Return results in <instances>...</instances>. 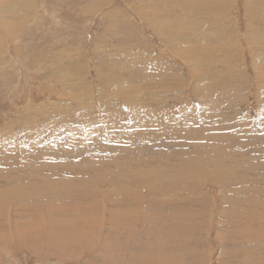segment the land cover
Returning a JSON list of instances; mask_svg holds the SVG:
<instances>
[{
  "label": "rangeland",
  "instance_id": "rangeland-1",
  "mask_svg": "<svg viewBox=\"0 0 264 264\" xmlns=\"http://www.w3.org/2000/svg\"><path fill=\"white\" fill-rule=\"evenodd\" d=\"M9 1L23 10L2 16L3 25L0 20V240H5L0 264H98L88 249L74 253L79 256L72 261L69 255L62 260L35 254L18 240L15 223L19 219L17 227L24 232L37 229L44 235L42 244L48 238L54 242L57 231L93 230L96 212L102 218L96 206L116 192L113 184L123 185L133 207L145 210L137 219L123 220L136 234L159 228L169 241L185 230L207 229L211 254L206 264L225 259L226 264H264V236L254 240L256 231L264 230V0ZM0 2L1 7L6 0ZM3 27L10 28V37ZM167 33L181 43L184 38L201 66L194 70L192 60L177 56ZM157 96L158 107L150 104ZM216 101L225 108L207 120L221 129L217 135L230 138L224 144L211 141L215 147L196 141L184 145L192 129L209 135L200 131V112L209 114L205 108ZM146 107L156 108V118L169 114L163 119L189 120L190 130L170 127L160 135L156 127L153 133L141 130L148 124ZM248 125L263 134L257 137L261 144L248 138L242 145L241 130ZM178 135L180 145L172 143ZM17 142L27 143L21 146L26 148L19 150ZM234 173L240 177L229 180ZM154 186L170 189L153 198L149 188ZM16 202L36 210L22 219L14 211ZM114 202L111 207L122 211L129 206ZM133 238L127 244L134 251L124 258L140 255L135 252L142 248L141 238ZM29 241L22 242L30 246Z\"/></svg>",
  "mask_w": 264,
  "mask_h": 264
},
{
  "label": "bare ground",
  "instance_id": "bare-ground-1",
  "mask_svg": "<svg viewBox=\"0 0 264 264\" xmlns=\"http://www.w3.org/2000/svg\"><path fill=\"white\" fill-rule=\"evenodd\" d=\"M5 1V0H4ZM23 1V0H22ZM194 1H198V0H194ZM207 1H211L213 2L212 0H207ZM165 3V1H163ZM1 3V2H0ZM181 3V1H180ZM20 4H17L15 2H11L9 0H6V2L3 3V5L0 7V20L2 21V25L3 23L5 22V19L2 17L4 16L5 14L8 13V16H9V12H14V13H20L21 10H23L22 8H20ZM184 8V7H183ZM202 8V7H201ZM4 9V10H3ZM185 10V9H184ZM22 12V11H21ZM99 13V12H98ZM202 13V12H201ZM212 13V12H211ZM115 14V13H114ZM105 16V15H104ZM109 16V15H108ZM112 17V16H111ZM151 18V17H150ZM247 19V18H246ZM256 19V18H255ZM244 20V19H243ZM263 22V21H262ZM10 23V22H9ZM7 24V22L5 23ZM8 26V25H7ZM111 26V25H110ZM157 26V25H156ZM155 28V27H154ZM176 28V27H175ZM3 29L5 30L6 34L10 37V28L8 27H3ZM186 29V26L185 28ZM262 29V28H261ZM108 30V29H107ZM156 30V29H155ZM158 30V33L159 31L160 32H163L162 29L160 28H157ZM180 31V30H179ZM182 31V30H181ZM190 31V30H189ZM222 31V30H221ZM178 32V31H177ZM183 32V31H182ZM188 32V31H187ZM224 32V31H223ZM225 33V32H224ZM169 35V33H167ZM176 34V33H175ZM12 37H15L12 33H11ZM174 35V34H173ZM183 35H184V32H183ZM219 35V34H218ZM223 35V34H222ZM173 40H175V47L178 49L177 51V56H182L184 59H186V61H191V63L193 64V67H195L194 70H196V68L199 66H201L197 60H198V57H194V55H192V51H193V48H191V46H187V43L186 40H184V38L182 39L183 43H181V39L180 38H176L174 36H171L169 35ZM186 36V35H185ZM216 36V35H215ZM260 36V35H259ZM182 37V35H181ZM191 33H190V38H191ZM199 37V36H198ZM233 37V36H232ZM12 39V38H11ZM180 39V40H178ZM186 39V38H185ZM188 39V38H187ZM196 39V38H195ZM200 39V38H199ZM168 43L170 44V42L168 41ZM264 44V43H263ZM191 45V44H189ZM208 46V45H207ZM212 46V45H211ZM198 49V48H196ZM202 49V48H201ZM237 49V48H236ZM263 49V48H262ZM212 50V49H211ZM221 50V49H220ZM198 51V50H196ZM195 51V52H196ZM215 51V50H214ZM194 52V51H193ZM205 52V50H204ZM211 52V51H210ZM200 53V51H199ZM198 52H196V54L199 55ZM206 53V52H205ZM224 54V53H223ZM264 55V54H263ZM209 56V55H208ZM214 56V55H213ZM216 57V56H215ZM229 57V56H228ZM207 58V57H206ZM218 58V57H217ZM201 59V58H200ZM209 59V58H208ZM214 59V58H213ZM202 60V59H201ZM249 60V59H248ZM185 61V60H184ZM188 61V62H189ZM187 62V63H188ZM200 62V61H199ZM252 62V61H251ZM190 63V62H189ZM191 65V64H190ZM215 65V64H214ZM192 66V65H191ZM192 69V71H193ZM101 70V69H100ZM106 70V69H105ZM211 72H215V71H211ZM100 73V72H99ZM109 73H105L106 75L102 74L103 77L107 78L109 76ZM193 73V72H192ZM108 75V76H107ZM208 75H212V74H208ZM216 75V74H214ZM227 75V74H226ZM214 77V76H212ZM226 77V76H225ZM211 78V77H210ZM221 78V77H220ZM121 79V78H120ZM213 79V78H211ZM155 80V79H153ZM224 80V79H223ZM218 81V80H217ZM151 82V81H150ZM215 83V82H214ZM213 83V84H214ZM221 83H224V82H221ZM152 84V82H151ZM159 85V84H157ZM215 85H217L215 83ZM221 85V84H220ZM223 85V84H222ZM227 85V84H226ZM160 86V85H159ZM163 86V85H162ZM167 86V85H165ZM219 87V86H218ZM166 87H162V91H164ZM151 89V88H150ZM170 89V88H169ZM206 91V90H205ZM182 92V91H181ZM259 92V91H258ZM224 93V92H223ZM143 94V93H142ZM82 97V96H81ZM153 100V99H152ZM150 104L153 105V106H160L162 105V103L160 102V98H158V96L153 100L151 101L150 100ZM213 102V101H212ZM209 103L208 107L205 108L207 110H209V114H206L205 112H203V114L200 112V117L201 121H199V125L200 127L202 128L200 131H203V132H209V135L205 134V133H201L200 135L199 134H196V133H193V129L188 133L187 137L188 138H185L184 137V140L185 143H183L184 145L189 143V142H192V141H196V145L199 144V143H203V144H209V145H212V146H216V144L214 142H211V141H218V143H221V144H224L226 142V139H229L230 137L228 135H217L220 133L221 129H216L214 127H216V124L211 122V119L210 121L207 120V118L209 117H215L213 116L214 113H218V115L223 111V108H225L224 106H220L218 104V102H221V101H216L214 103ZM237 102V101H236ZM239 102V101H238ZM243 103V102H242ZM221 104V103H220ZM241 104V103H240ZM263 104V103H262ZM133 105V104H132ZM143 107V106H142ZM259 107V106H258ZM228 108V107H227ZM156 111V112H154ZM216 111V112H215ZM86 113V112H85ZM145 114V120L148 121V124L145 126L144 129H141V130H145L147 128L148 132H151L153 133L154 132V127H156L157 129H162V130H159L161 132H159L156 128V132H159L158 135H160L161 133H163V131L167 128H177V132H182L183 130L187 131L188 129V125L191 124V123H186L188 121L184 120L183 118L182 119H174L172 117H166L167 120L163 119V117L165 116H169V114H164L160 117V115L158 114L157 115V118L155 117V115L158 113L156 108H151V107H146L144 112ZM142 113V114H143ZM264 114V113H262ZM261 114V115H262ZM258 115V114H257ZM196 116V115H195ZM85 117V116H84ZM154 117L156 118V120H154ZM264 117V116H263ZM135 119H138V125L140 124V120L139 118L135 117ZM198 119V118H197ZM263 119V118H262ZM144 120V122H145ZM154 120V121H153ZM165 120V121H164ZM215 121H217V119H214ZM259 120V119H258ZM264 120V119H263ZM186 121V122H185ZM135 122V121H134ZM196 122V121H195ZM245 122V121H244ZM249 122V121H248ZM247 122V123H248ZM150 123V124H149ZM194 123V122H193ZM198 122L194 123V124H197ZM137 124V123H136ZM245 123H243L244 125ZM26 125V124H25ZM193 125V124H192ZM210 125L211 128H210ZM108 126V125H107ZM132 126V125H131ZM135 126V124H134ZM253 126V125H252ZM20 127V126H19ZM109 127V126H108ZM137 127V125H136ZM141 127V126H140ZM153 127V128H152ZM232 127V125H231ZM234 127L238 128L239 126L238 125H234ZM118 128V127H117ZM131 128V127H130ZM252 128V127H251ZM23 129V128H22ZM107 129V128H105ZM115 129V128H114ZM209 129L211 130V132L209 131ZM67 130V129H66ZM120 130V129H119ZM122 130V129H121ZM120 130V132H121ZM190 130V129H188ZM100 131V130H99ZM168 131H171L173 133H175L173 130H170L168 129ZM217 131V132H216ZM229 131V130H228ZM104 132V130H103ZM119 132V133H120ZM143 132V131H141ZM167 132V131H166ZM241 139L243 142L242 145L248 143V138H250L252 141L254 140V142H252L251 140V144H254L255 146L256 145H259L261 144L260 139L259 137L261 135H263L257 128L252 130L249 128V125H248V128L247 130L243 131L241 130ZM264 132V131H262ZM106 133V132H105ZM185 133V134H187ZM261 133V134H260ZM81 134V133H80ZM97 134V133H96ZM104 134V133H103ZM109 134V133H108ZM184 134V135H185ZM11 135V134H10ZM105 137H106V134H104ZM103 135V136H104ZM110 135V134H109ZM118 135V134H117ZM121 135V134H120ZM118 135V136H120ZM146 135V134H145ZM149 134H147L148 136ZM207 135L208 137L205 138V136ZM114 136V135H113ZM166 136V135H165ZM228 136V137H226ZM13 137V136H12ZM18 137V136H17ZM111 137V136H110ZM182 136H177L175 140H172V143L175 141L177 144H178V139H180ZM258 137V139H257ZM71 138V137H70ZM119 138V137H118ZM255 138V139H253ZM80 139V138H79ZM85 139V138H84ZM95 139V138H94ZM145 140H146V137H145ZM165 140V138H164ZM170 140V139H169ZM29 141V140H28ZM27 141V142H28ZM78 141V140H77ZM107 141V140H106ZM109 141V140H108ZM147 141V140H146ZM157 141H160V139H154L152 140V144L153 142H157ZM262 141V140H261ZM82 142V140H81ZM150 142V141H149ZM171 142V141H170ZM9 143V142H8ZM7 143V144H8ZM21 142H17L15 144V146H18L20 147L19 150H21L23 148V150L26 148V147H21V146H24V145H27L24 144V145H20ZM74 143V142H73ZM80 143V142H79ZM83 143V142H82ZM103 143V142H102ZM106 145H107V142H105ZM165 143H166V140H165ZM32 144V143H31ZM68 144V143H67ZM75 144V143H74ZM240 144V143H239ZM10 145V144H9ZM20 145V146H19ZM45 145V144H44ZM81 145V144H80ZM85 145V144H84ZM104 145V144H103ZM180 145V144H178ZM248 145V144H247ZM2 146V145H1ZM14 146V147H15ZM69 146V145H68ZM108 146V145H107ZM240 146V145H239ZM13 147V148H14ZM41 147V146H40ZM178 147V146H177ZM246 147V146H245ZM35 148V147H34ZM149 148V147H148ZM7 149V148H6ZM37 149V147H36ZM8 150V149H7ZM14 150V149H13ZM63 150V149H62ZM60 150V151H62ZM106 150H109V149H106ZM159 150V149H158ZM214 151V150H213ZM21 152V151H20ZM19 152V153H20ZM23 152V151H22ZM48 152V151H47ZM183 152V151H182ZM217 152V151H216ZM16 154V151L14 152ZM25 153V152H24ZM13 154V153H11ZM21 154V153H20ZM42 154V153H41ZM76 154V153H75ZM79 154V153H78ZM117 154V153H116ZM64 155V154H63ZM82 155V154H81ZM1 156V155H0ZM9 156V155H8ZM7 156V157H8ZM11 156V155H10ZM15 156V155H14ZM14 156H11V160H13L12 158H14ZM31 156V155H30ZM80 156V155H79ZM86 156V155H85ZM252 156V155H251ZM49 157V156H48ZM78 157V156H77ZM81 157V156H80ZM241 157V156H240ZM260 157V156H259ZM1 158V157H0ZM84 157H82L83 159ZM95 158V157H94ZM57 159V158H56ZM63 159V158H62ZM77 159V158H76ZM80 159V158H79ZM168 159V158H167ZM241 159V158H240ZM6 160V159H5ZM4 160V161H5ZM19 160V159H18ZM50 160V159H49ZM151 160V159H150ZM2 161V160H1ZM16 161V160H15ZM83 161V160H82ZM85 162V161H84ZM149 162V161H148ZM244 163V162H243ZM86 164V163H85ZM52 165V164H51ZM180 165V164H179ZM175 166V165H174ZM170 167V166H169ZM107 168V167H106ZM171 168V167H170ZM245 168V167H244ZM245 170V169H244ZM248 170V169H246ZM240 173H234V174H228L229 175V180L232 179L231 177H233V180L235 177H237V179L240 177L239 175ZM154 175V174H153ZM228 175H222L223 177H227ZM243 175V173H242ZM57 177V176H56ZM55 177V179H56ZM66 177V176H65ZM153 177V176H152ZM58 178V177H57ZM77 178V177H76ZM174 178V177H173ZM64 180V179H63ZM172 180V179H170ZM181 180V179H180ZM61 181V180H60ZM66 181V180H65ZM74 181V180H72ZM173 181V180H172ZM177 181V180H176ZM190 181V180H189ZM240 181V180H239ZM57 182V181H56ZM68 182H69V179H68ZM71 182V181H70ZM81 182V181H80ZM184 182V181H183ZM62 183V182H61ZM79 183V181H78ZM166 183V182H165ZM182 183V182H180ZM222 183V182H221ZM178 184V183H177ZM184 184V183H183ZM57 185H58V182H57ZM62 184H60L61 186ZM64 185V184H63ZM117 184H113L114 186V189L116 192L114 193H111V194H108V196L104 199L103 197V202L102 204L106 203L105 206L103 208H101L100 205H102L101 203H99L96 207L97 210H100L99 212H101L102 214V218L100 216H98V213L96 212V214L94 215L95 216V221L92 220V224H94V228L93 230H87V231H84L82 229V233H80L78 230H76V228L74 229V231H63V232H55L54 234L52 235H57L56 237H54V242L51 240L49 242V238H48V235L49 234H46V237L48 238V242L47 243H41L42 241V238L44 237V235H40L39 232L37 233V229H33V230H28L26 232H24V227L21 226L20 227H17V224H20L18 221L17 223H15V226L16 228L19 230L20 229V233L19 234V237H18V240L21 241V244L22 245H26L28 249H32L33 253H37V254H41V255H47L48 256H59L60 259L62 260H66V258L69 257L71 258V261L76 259L75 257L76 256H79V253H77V255H75L74 253L78 252L79 250L81 251V254H84L83 251L86 249L90 250L91 253H92V258L99 264V263H102V264H128V262L131 263H134V264H206V261H207V258H209V255L211 254V248H209L210 244L208 243V232H207V229L204 230V232H201L199 231V233H197V230L198 228H193L191 230H194L193 233L186 232L185 231H182L181 234L179 235H176V237H173L171 239H169V241H164L162 239V231L158 228L155 233L153 234H150L149 233V228H146L147 229V232L148 234H136L137 232H135L133 229H129V228H126V226H129L127 224L124 223V219H127V220H130V219H137L139 217V215L143 216L144 212L142 211H145V210H142L143 207L139 208L137 210V208H134L133 205L131 204L130 201H132L131 198H127L125 195V190L123 189V185L122 186H117ZM150 185H153V182H151ZM59 186V185H58ZM66 186V185H64ZM76 186V185H75ZM83 186V185H82ZM160 186H166L165 184H162L161 182V185ZM110 187V186H108ZM58 189L59 188H62V187H57ZM65 188V187H64ZM69 188V187H68ZM84 188V187H83ZM151 188V189H150ZM149 188V193L152 195L153 194V198L157 197V196H161L163 195L165 192L168 191V189L170 188H159L157 189L158 187H150ZM57 189V190H58ZM66 189V188H65ZM71 189V188H70ZM77 189V188H75ZM74 189V190H75ZM80 189V188H79ZM47 190V189H46ZM54 190V189H53ZM60 190V189H59ZM104 190V189H103ZM192 190V189H191ZM55 191V190H54ZM68 191V189L66 190ZM70 192H74L72 190H69ZM82 191V190H81ZM56 192V191H55ZM59 192V191H58ZM56 192V193H58ZM61 192V193H60ZM60 192L58 193V195H62V191L60 190ZM65 192V191H64ZM86 192V191H85ZM143 192V191H142ZM54 193V192H53ZM69 194V192H67ZM88 193V192H87ZM109 193V192H108ZM34 194V193H33ZM67 194V196H68ZM72 194V193H70ZM86 195V194H84ZM132 195V194H131ZM150 195V196H151ZM5 196V195H4ZM33 195H30V197H32ZM44 197V195H43ZM46 197V196H45ZM64 197V196H62ZM73 197V196H72ZM80 197V196H79ZM83 197V196H82ZM136 197V196H135ZM147 197V196H146ZM18 198H21V197H18ZM49 198V197H48ZM65 198V197H64ZM67 198V197H66ZM69 198V196H68ZM141 198V196H140ZM138 198V200H143V199H140ZM52 199V198H51ZM71 199V198H70ZM69 199V200H70ZM75 199V198H74ZM85 199V198H84ZM101 199V198H100ZM21 200V199H20ZM63 200V199H62ZM68 200V199H66ZM136 200V199H135ZM137 200V201H138ZM50 201V199H49ZM114 201H119V203L121 202H124V203H128L126 204L128 207H126L127 209H124L123 211L119 208L115 209L113 207H111V204L114 205ZM52 202V201H51ZM59 202V201H58ZM63 202V201H62ZM65 202V201H64ZM76 202V201H75ZM96 202H99V201H96ZM135 203V202H134ZM14 204V203H13ZM17 206L14 208V211L16 213H20V216L21 218L23 219V217L27 214V213H32L33 214V211L36 210L34 207L32 206H29V205H25V204H21L20 202H16ZM30 204V203H29ZM36 204V203H34ZM41 204V203H39ZM67 204V203H66ZM69 204V203H68ZM52 205V204H51ZM36 206V205H35ZM38 206V205H37ZM41 206V205H39ZM69 206V205H68ZM11 207V206H10ZM46 207V206H45ZM40 208V207H38ZM37 208V209H38ZM44 208V207H43ZM102 209V210H101ZM4 211V210H3ZM13 211V212H14ZM24 211V212H22ZM38 211V210H37ZM54 212V210H53ZM141 212V213H140ZM56 213V212H55ZM68 213V212H67ZM224 213V212H222ZM25 214V215H24ZM37 214V212L34 213V215ZM49 214V213H48ZM61 214V213H60ZM85 214V213H84ZM87 214V213H86ZM106 214V215H105ZM226 214V213H225ZM244 214V213H243ZM250 214V213H249ZM260 214V213H259ZM264 214V213H263ZM5 215V214H4ZM33 215V216H34ZM39 215V214H38ZM37 215V216H38ZM43 215V214H42ZM52 215H56V214H52ZM66 215V214H65ZM83 215V214H82ZM88 215V214H87ZM105 215V216H104ZM224 215V214H223ZM246 215V214H245ZM32 216V215H31ZM36 216V215H35ZM36 216V217H37ZM41 216V215H40ZM80 216V215H79ZM93 216V215H92ZM147 216V215H146ZM146 216H144V220L146 218ZM27 217V215L25 216ZM72 217V216H71ZM97 217L99 218L100 217V222L98 223L97 222ZM109 218V221L107 223H110V224H106L105 221L106 219L105 218ZM232 217V215H231ZM230 217V218H231ZM82 218V217H81ZM107 218V219H108ZM143 218V217H142ZM31 219V218H30ZM38 219V218H36ZM55 219V218H54ZM65 218H63L64 220ZM94 219V218H93ZM253 219V218H252ZM51 220V219H50ZM104 220V221H103ZM228 220V219H227ZM230 220V219H229ZM246 220V219H245ZM32 221V220H30ZM39 221V220H38ZM37 221V222H38ZM43 220H41L40 223H42ZM65 221V220H64ZM103 221V222H102ZM261 221V220H260ZM11 223V220L9 221ZM8 222V224H9ZM26 222V221H25ZM33 222V221H32ZM36 223V221H34ZM50 222V221H49ZM228 222V221H227ZM230 222V221H229ZM13 223V224H14ZM86 222H83V224H85ZM88 223V221H87ZM232 223V221L230 222ZM251 223V222H250ZM255 225L256 224H259L257 223V221H254ZM264 223V222H263ZM52 224V222L50 223ZM106 224V227H101V225H105ZM234 224V223H233ZM244 224V223H243ZM24 225V223H23ZM25 225H27V223H25ZM245 225V224H244ZM263 225V224H262ZM28 226V225H27ZM72 226V224H71ZM242 226V225H240ZM253 226V224H252ZM35 227V226H34ZM37 227V226H36ZM73 227V226H72ZM75 227V226H74ZM88 227V226H86ZM193 227V226H192ZM12 228V227H11ZM15 228V229H16ZM47 228V227H46ZM45 228V229H46ZM10 229V228H9ZM28 229V228H26ZM41 229V228H40ZM91 229V228H90ZM108 230V231H105V230ZM197 229V230H196ZM240 229V228H239ZM4 230V229H3ZM49 230V229H48ZM122 230H124V232L122 233ZM246 230V228H245ZM8 231V230H7ZM126 231L128 232V234L126 235ZM251 231V230H250ZM264 231V230H263ZM263 231H256L258 234L254 236V240H256V238H262L264 236V234H260L261 232ZM234 232V231H233ZM4 233V232H3ZM22 233H24L22 235ZM26 233V234H25ZM44 233V231H43ZM195 233L196 236H195ZM3 235V234H2ZM0 235V236H2ZM6 235V234H5ZM173 235V234H171ZM12 236V235H11ZM133 236L135 237H139V239L141 238V242H142V248L140 250H138L137 252L135 253H139L140 255L137 257L136 255L134 257H131L130 258H124V256L128 255L126 254V252H130L133 253L134 249L132 247H129L128 244H129V239H131V237L133 238ZM262 236V237H261ZM3 237V236H2ZM156 237H158V239H156ZM28 239H31V241H29ZM134 239V238H133ZM143 239V240H142ZM45 240V239H44ZM86 240L89 241V243L87 242V247L85 245H83L84 243L83 242H86ZM137 240V239H136ZM253 240V239H252ZM1 242L2 241H5L4 239L1 238L0 240ZM9 241V240H8ZM22 241H29L31 242V245L28 246L25 242L23 243ZM255 242V241H254ZM128 243V244H127ZM123 244H126V249H131V250H124L123 248L125 247V245L123 246ZM95 245H98L97 248H92L93 246ZM156 245V249H154ZM134 246V245H133ZM22 247V246H21ZM31 247V248H30ZM67 248L70 249V253L69 251L67 250ZM154 249V250H153ZM213 249V248H212ZM68 251V254L65 252ZM72 250V252H71ZM49 251V252H48ZM234 253V252H233ZM130 257V255L128 256ZM45 259V258H44ZM46 260V259H45ZM77 260V259H76ZM93 260V261H94ZM92 261V262H93ZM134 261V262H133ZM226 259L223 261V264H226L225 263ZM242 261V260H241ZM95 262V263H96ZM222 264V263H221Z\"/></svg>",
  "mask_w": 264,
  "mask_h": 264
}]
</instances>
